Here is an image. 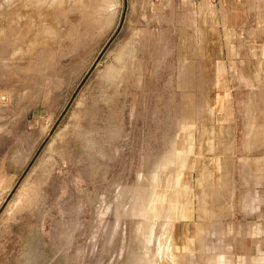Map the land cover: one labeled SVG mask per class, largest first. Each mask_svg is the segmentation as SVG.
I'll use <instances>...</instances> for the list:
<instances>
[{"label":"rangeland","instance_id":"obj_1","mask_svg":"<svg viewBox=\"0 0 264 264\" xmlns=\"http://www.w3.org/2000/svg\"><path fill=\"white\" fill-rule=\"evenodd\" d=\"M51 1L0 0V264L264 262L200 228L232 212L219 149L264 163V62H224L192 0Z\"/></svg>","mask_w":264,"mask_h":264},{"label":"crops","instance_id":"obj_2","mask_svg":"<svg viewBox=\"0 0 264 264\" xmlns=\"http://www.w3.org/2000/svg\"><path fill=\"white\" fill-rule=\"evenodd\" d=\"M192 2V5L188 4L186 7L188 13L195 14L194 22H200L203 29L212 27L218 30L224 62L232 63L240 56L247 60V51L251 53L249 60L264 62V0H192ZM231 71L229 69L226 75H233ZM224 92H237V86H230L224 89ZM186 93L187 107L193 108L197 102L190 95L189 90ZM198 105L199 103L196 106ZM237 121L234 119L228 127L232 128L230 136L219 134L218 138L235 141L246 139L249 135L239 131L243 123ZM251 138L258 141L264 140L263 134L259 137L256 132ZM225 151L226 148H223L217 153L220 158L218 168L223 172V175L218 178V183L219 188L229 186L227 174H235L232 212L227 213L228 209L225 208L226 201L229 199H214L211 201L213 204L210 209H202V213L210 217L207 220L204 217V224L200 228L202 231L206 228L217 230L219 236H233L237 238L239 244L259 246L257 253H262L264 250V163L258 158V153L262 152L253 148V150L239 153L235 149V158L239 157L240 160L235 159L234 162L238 163L231 165L227 161ZM260 158L264 157L260 155ZM213 215H217V218Z\"/></svg>","mask_w":264,"mask_h":264},{"label":"bare ground","instance_id":"obj_3","mask_svg":"<svg viewBox=\"0 0 264 264\" xmlns=\"http://www.w3.org/2000/svg\"><path fill=\"white\" fill-rule=\"evenodd\" d=\"M37 1H38V0H37ZM46 1H48V0H43V3H45ZM61 1H62V0H60V1H59V0H58V1L52 0L51 3H52V7H53V9H56L55 7H57V6H58V7L61 6V5H62V2H61ZM85 1H86V2H85L86 4H87V1H88V3L90 2L89 4H93V3L95 2V1H93V0H92L93 3H92L91 0H90V1H89V0H85ZM98 1H99V0H98ZM98 1H96V2H98ZM101 1H102V0H101ZM104 1H105V0H103V2H104ZM85 3H84V4H85ZM98 3H99V2H98ZM98 3H96L97 6H96V5H95V6H94V5H90V7H91V6H94V7H92V8H97L98 6L100 7L101 4L99 5ZM100 3H101V2H100ZM89 4H88V5H89ZM102 4H103V3H102ZM103 5H104V4H103ZM105 5H106V4H105ZM86 6H87V5H86ZM87 7H88V6H87ZM90 7L88 8V10H89V9H90V10L92 9V8H90ZM99 7H98V8H99ZM101 7H103V6L101 5ZM59 8H60V7H59ZM38 9H40V8H39V7L36 8V10H38ZM86 9H87V8H86ZM36 10L34 11V14L32 13L33 10L31 11V13H32L33 15H36L35 17H37V16L39 15V13H40V11H39V12H36ZM92 10H93V11H92ZM92 10H91V11H92V13H93V12H94V9H92ZM95 10H97V9H95ZM54 11H55V10H54ZM55 12H56V11H55ZM87 12L89 13V11H87ZM95 12H96V11H95ZM97 12H98V10H97ZM29 13H30V12H29ZM90 13H91V12H90ZM92 13H91L90 15H92ZM96 14H97V13H96ZM96 14H95V15H96ZM93 16H94V13H93ZM45 26H49V25L46 24ZM45 26H43V27H45ZM48 28H49V27H48ZM22 29H25V27L23 28V26H21V30H22ZM16 30H17V28H16ZM8 34H9V33H8ZM8 34H7V36H8ZM14 34H15V33H14ZM14 34H13V35H14ZM18 34H19V33H18ZM18 34H15L14 37H15L16 35H18ZM3 37H4V36H3ZM9 38H10V37H9ZM9 38H7V37L5 36L4 39H9ZM9 40H10V39H9ZM7 41H8V40H7ZM8 42H9V41H8ZM205 118H206V117H205ZM207 122H208V121H207ZM208 123H209V122H208ZM209 124H211V123H209ZM208 135H210V134H208ZM207 139H208V138H207ZM205 141H206V139H205ZM207 142H208V141H207ZM9 182H10V181H9ZM1 185H2V182H1Z\"/></svg>","mask_w":264,"mask_h":264}]
</instances>
